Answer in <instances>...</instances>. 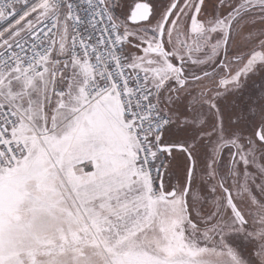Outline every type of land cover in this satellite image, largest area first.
I'll return each instance as SVG.
<instances>
[{
    "label": "snow or ice",
    "instance_id": "6c2138e0",
    "mask_svg": "<svg viewBox=\"0 0 264 264\" xmlns=\"http://www.w3.org/2000/svg\"><path fill=\"white\" fill-rule=\"evenodd\" d=\"M0 21V264H264V0Z\"/></svg>",
    "mask_w": 264,
    "mask_h": 264
},
{
    "label": "built area",
    "instance_id": "2783aa9c",
    "mask_svg": "<svg viewBox=\"0 0 264 264\" xmlns=\"http://www.w3.org/2000/svg\"><path fill=\"white\" fill-rule=\"evenodd\" d=\"M23 3V0H21V4ZM19 6V5H18ZM3 23V21H0V24H2Z\"/></svg>",
    "mask_w": 264,
    "mask_h": 264
},
{
    "label": "rangeland",
    "instance_id": "374dc122",
    "mask_svg": "<svg viewBox=\"0 0 264 264\" xmlns=\"http://www.w3.org/2000/svg\"><path fill=\"white\" fill-rule=\"evenodd\" d=\"M19 7V6H18Z\"/></svg>",
    "mask_w": 264,
    "mask_h": 264
}]
</instances>
